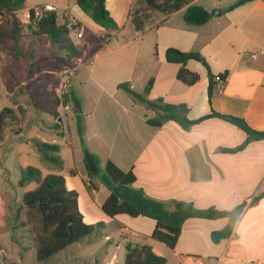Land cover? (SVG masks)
<instances>
[{
	"label": "crops",
	"instance_id": "obj_1",
	"mask_svg": "<svg viewBox=\"0 0 264 264\" xmlns=\"http://www.w3.org/2000/svg\"><path fill=\"white\" fill-rule=\"evenodd\" d=\"M239 1L195 0L194 5L205 8L210 14L216 9L220 11V14H211L209 21L199 26L185 22V9L168 17L151 13L144 31H137L129 18L134 0H106L107 10L119 31L97 25L77 1L76 6L71 5L70 0L44 2L27 8L25 5L18 13L21 18L26 9L29 12L40 5L52 4L56 6L60 23L76 19L85 32H77L84 36L80 41L81 49L71 39L80 56L68 59L66 47L63 48L66 51L64 71L73 72L66 90L79 102V108L73 106L69 112L67 134L56 127V113H60L61 106L54 103V98L65 90L66 77L59 79L58 70H50L52 65L39 70L43 64L40 67L34 57L42 52L46 37L26 38L25 49L30 48V51L24 52L22 58L29 56L31 60L24 66H28L27 74L34 77H29L31 82H36L39 90L43 88L39 91L43 97L28 101L26 119L25 110L16 106L23 121L16 135L23 133L24 127L34 126V118L28 122V113L35 114L43 107L53 117L44 130L53 134L54 142L38 136L35 141L59 145L62 157L64 139L60 138H67L64 142L71 146L75 133L85 141V151L96 161H103L105 165L112 161L124 172L133 171L135 187L162 202L168 210H174L176 201L189 202L200 209L213 207L227 211L244 204L234 223L230 218L187 220L175 248L169 249L150 238L156 225L154 220L126 215L112 219L102 212L101 206L110 192L97 177H89L85 158L78 162L71 150V184L67 185L68 177L63 175L66 186L78 193L85 223L99 225L108 244L118 235L117 249L128 243L149 245L154 253L166 258V264H264V139L252 140L244 150L230 153L225 149L238 147L248 135L225 120L210 118L189 130L172 120L160 126L150 125L148 121L162 116L163 111L137 102L119 88L120 84L128 83L133 91L143 94L152 82L145 97L154 104L185 105L186 115L192 120L213 110L242 119L251 129L264 132V0H248L228 10ZM28 16L27 20H21L28 23ZM91 23L95 37L87 38ZM170 48L199 53L205 60L207 65L190 60L184 66L198 76L195 83L179 80L178 73L183 66L167 62L166 51ZM10 54L5 55V64L0 67L11 71L7 74L11 82L16 80L17 64ZM209 72L215 76L211 95ZM45 73L52 78L44 80ZM224 74H227L225 81L216 80ZM37 127L36 130L44 131ZM64 169L65 160L61 171ZM61 171L53 172L60 174ZM91 183L97 189L89 190ZM82 196L84 207L80 204ZM229 226L228 238L218 243L211 240L213 232ZM115 259L114 255L104 264H114ZM96 264H102L101 260Z\"/></svg>",
	"mask_w": 264,
	"mask_h": 264
},
{
	"label": "trees",
	"instance_id": "obj_2",
	"mask_svg": "<svg viewBox=\"0 0 264 264\" xmlns=\"http://www.w3.org/2000/svg\"><path fill=\"white\" fill-rule=\"evenodd\" d=\"M77 5L83 12L102 28L109 31H119V26L111 17L106 7V0H76ZM195 0H134L129 11V18L137 31H144L147 27L150 13H160L165 17L185 9L184 20L189 25H203L211 18V14L203 7L194 5ZM248 0H241L228 8V10L243 4ZM27 0H0V51L12 52L16 58L24 57L26 38L46 37L52 44H64L68 53V59L75 58L81 53L74 46L70 34L73 28L67 24L59 22L56 12L44 14L38 21L34 18V10L29 11V21L25 23L18 13L25 8ZM166 60L169 63L181 64L183 68L178 73V78L186 84L195 83L198 76L186 70L184 66L190 60L206 62L199 53L183 52L174 48L166 51ZM11 74L5 67H0V77L2 74ZM225 81L227 74L220 75ZM215 76L209 72V95L212 93L211 85ZM152 82L145 88L143 94H139L130 88L128 83L119 85L127 94L132 96L137 102L146 104L149 107L163 111L162 116L149 120L148 123L160 126L166 120L177 122L184 130H189L194 125L210 118L225 120L240 129L244 130L248 137L236 148L225 149L230 153L244 150L252 140L264 139V132H257L251 129L245 121L228 115H223L211 111L199 119H189L186 115L185 105L154 104L146 99ZM70 99L74 107L79 108V102L72 93L60 95L54 98V103L58 107ZM14 111L11 108H3L0 111V135ZM59 113H56V116ZM78 126L82 130L80 119ZM56 127L60 130L57 122ZM34 148L39 154L40 162L47 166L50 173L43 176L42 171L34 166L22 167L21 177L18 181L20 187H25L31 183L37 184L36 188L24 194L22 202L26 211L27 225L31 228L32 240L37 263H43L58 255L68 247L85 240L92 235L95 227L85 223L81 213L78 193L70 191L66 186L63 175L53 171H61L64 168V160L60 156V146L41 141H34ZM91 159L98 165L96 159L87 151ZM86 163V159H85ZM87 164V163H86ZM89 177H98V168L91 172L88 168ZM102 184L109 190L110 194L101 206L102 212L109 218H116L126 215L131 218L146 217L155 221L156 225L150 238L156 242L165 244L169 249H174L183 227V224L192 218L217 220L230 218L234 223L237 220L244 204L232 210H219L216 208L200 209L194 204L185 201H176L174 210H168L165 205L148 197L145 192L135 187L136 176L133 171L124 172L112 161H107L105 174L100 177ZM89 190L97 189L91 183ZM1 217V214H0ZM99 226V225H98ZM100 227V226H99ZM231 234V226L222 231L211 234V240L218 243L228 238ZM165 257L159 256L149 245L132 244L126 245L124 264H166Z\"/></svg>",
	"mask_w": 264,
	"mask_h": 264
},
{
	"label": "rangeland",
	"instance_id": "obj_3",
	"mask_svg": "<svg viewBox=\"0 0 264 264\" xmlns=\"http://www.w3.org/2000/svg\"><path fill=\"white\" fill-rule=\"evenodd\" d=\"M50 1L60 0H27L26 8ZM70 3L76 6L75 0H70ZM28 15V10H24L21 13V19L27 20ZM149 15L151 16V13ZM94 32L95 29L91 23L88 28L87 38H94ZM70 37L77 48L81 49L80 41L83 40L84 36H80L73 30ZM46 42V44H43V53L39 52L34 59L40 67L43 64L42 68L39 69L41 71L43 67L49 68L51 65L53 66V68L50 67L51 71L56 68L61 75L60 79L65 76L64 69L66 67L63 59L66 51L63 48L66 46L64 44L54 45L49 40H46ZM29 51L30 48L25 49L26 53ZM8 54L10 53L0 51V65L5 64L4 57ZM10 55L11 60L17 64L14 70L16 80L10 82L11 78L6 74H2L0 77V111L6 107L14 109H12L14 113L7 119L3 132L0 135V264H96L97 260H101L102 264H104L105 260H111L114 255L116 256L114 264H124L126 247L117 249L116 246L120 242L118 235L114 237L113 242L108 244L104 240L99 226L95 227L92 235L87 239L68 247L63 252L43 263H37L31 228L27 225L26 211L23 208L22 202L24 194L34 190L37 184L31 183L25 187H20L18 181L21 177L20 169L22 167H37L42 170L43 176H46L50 172L47 166L43 165L39 160V154L34 148V138L38 136L39 138L49 140V142H54L52 141L53 134L44 130L53 121V117L43 107L41 110L36 111L35 114L29 112L28 122L31 123V120L34 118V126L31 127L34 131L27 126L28 128L24 127L23 133L16 135L15 131H19L20 126L23 124L20 112L16 106L18 105L21 109L25 110L24 118L26 119L27 107H29L28 101H33V98L37 96L42 98L43 93L39 91L43 88L39 90L36 82H31L29 79V77L34 78L32 75L29 76L27 74L28 66H24L30 62L29 56H27V59L22 58L19 61L16 60L13 53ZM19 63L21 66L18 65ZM58 65L62 68L58 69ZM50 77L51 75L48 73L42 75L44 80L50 79ZM37 124L40 128H43V132L36 130L38 128ZM78 137V135L76 136L73 133L74 144L71 146L64 142L67 138H60L64 139L63 142L62 140L60 141L62 142L61 155L65 160V169L60 174L68 177V186L71 184V179H69V169L72 163L71 150L75 153L73 157L76 156L78 162L86 158L87 155L85 152V141L82 142ZM97 163L99 170L97 178L102 184L100 177L105 174V164L103 161H97ZM78 181L77 186L81 190ZM80 204L84 207L83 196L80 199Z\"/></svg>",
	"mask_w": 264,
	"mask_h": 264
},
{
	"label": "built area",
	"instance_id": "obj_4",
	"mask_svg": "<svg viewBox=\"0 0 264 264\" xmlns=\"http://www.w3.org/2000/svg\"><path fill=\"white\" fill-rule=\"evenodd\" d=\"M34 10V18L36 21H38L44 14L49 13V12H56L57 9L56 6L52 4H43L38 7H36ZM58 15V13H57ZM29 19V16H28ZM63 24H67L69 27L73 28L74 31L83 34L85 32V28L76 20V19H70L68 22L66 20H63ZM106 40V38H105ZM252 58H255V55L252 56ZM73 76V72L66 70L65 71V77L66 81L64 84V91H62V94L67 95L68 92L66 89L69 87V80ZM216 80L219 81L220 83L223 82L220 78V76L216 77ZM73 104L70 101V99H67L65 103L61 104V111L59 113L58 117V123L60 125V130L62 133L67 134L69 132V112L72 110Z\"/></svg>",
	"mask_w": 264,
	"mask_h": 264
},
{
	"label": "water",
	"instance_id": "obj_5",
	"mask_svg": "<svg viewBox=\"0 0 264 264\" xmlns=\"http://www.w3.org/2000/svg\"><path fill=\"white\" fill-rule=\"evenodd\" d=\"M215 13L220 14V11L216 9L211 14L212 15H215ZM85 159H86V163H87L88 168L90 169V171L91 172H94L97 169V165L95 164V162L93 161V159H91L88 154L86 155V158Z\"/></svg>",
	"mask_w": 264,
	"mask_h": 264
}]
</instances>
